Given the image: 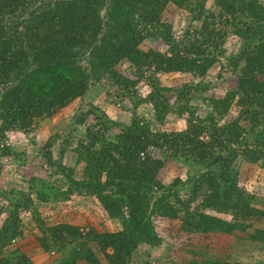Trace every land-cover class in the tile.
I'll return each mask as SVG.
<instances>
[{
	"label": "trees",
	"instance_id": "1",
	"mask_svg": "<svg viewBox=\"0 0 264 264\" xmlns=\"http://www.w3.org/2000/svg\"><path fill=\"white\" fill-rule=\"evenodd\" d=\"M208 1L0 0V169L1 158L18 157L6 145L9 132L28 134L100 82L116 102L128 100L132 114L129 124L109 119L96 106L76 114L74 125L89 115L93 120L75 145L69 146L72 132L57 159L51 142L39 153L50 171L48 179L31 177L26 191L0 190V219L5 215L0 264H35L14 247L26 237L21 214L30 211L40 249L55 256L49 264H132L136 255L141 258L137 264H231L222 255L151 262L148 250L141 248L161 246L155 222L165 220L179 222L186 236L218 242L251 229L248 240L264 245V229L251 222L264 220V207L254 205L257 191L239 186L235 166L240 159L253 170L264 167V0H212L216 12L207 8ZM169 4L188 14L179 36L162 19ZM229 35L239 38L240 49L227 57ZM144 41H161L167 50L144 51ZM224 56L238 72L236 88L207 99L203 117L192 105L193 93L205 89L203 82L180 88L160 83L158 75L167 73L202 79ZM123 61L134 77L117 70ZM140 83L150 88L145 96L138 92ZM143 103L152 107L154 120L138 116ZM233 107L236 116L226 120ZM170 114L184 116L185 129L151 128V122L163 124ZM67 148L74 155L73 167L62 163ZM167 160L203 171L189 182L177 177L166 185L160 173ZM73 195L94 197L121 229L89 227L82 233L69 223L47 226L38 205Z\"/></svg>",
	"mask_w": 264,
	"mask_h": 264
},
{
	"label": "rangeland",
	"instance_id": "2",
	"mask_svg": "<svg viewBox=\"0 0 264 264\" xmlns=\"http://www.w3.org/2000/svg\"><path fill=\"white\" fill-rule=\"evenodd\" d=\"M207 8L209 10L214 8L212 0L208 1ZM213 11L216 12L217 9L214 8ZM162 19L164 22L171 24L174 33L179 36L188 23V14L185 10L169 4L162 13ZM141 49L144 51L154 49L165 52L167 47L161 41H144ZM239 49V38L229 35L225 44L224 55L227 57L235 55ZM225 56L220 57L218 63L202 79H193L190 74L167 73L158 75L160 83L164 87L180 88L182 85L191 82L192 84L203 82L205 89H199L193 93L194 100L192 101V105L198 110V115L203 117L209 109L207 99L222 98L226 92L236 88L238 72L228 64ZM241 66L242 64L240 68ZM117 70L125 76L134 77V70L126 61L121 62L117 66ZM261 79L264 80V75ZM137 89L141 96H145L150 90L148 85L141 83ZM107 90L108 86L100 82L89 87L83 97L77 98L53 117L41 120L36 128L28 134L19 131L9 132L7 134L8 141L6 145L10 146L13 153L18 155V157L17 161L12 159V157L1 158L5 163H3L0 169V190L9 191L15 188L26 191V183L31 177H42L47 180L50 171L46 169L44 160L39 156L40 151L44 150L47 142H51V155L57 159L59 149L63 147L65 140L72 132H74V137L71 138L72 142L69 146L73 147L76 140L80 138L84 130L93 120V116L89 115L85 118L83 124L76 123L74 125L75 115L83 114L91 106H96L109 119L122 124H129L132 118L130 102L128 100L116 102L113 93L109 95L107 94ZM167 96L171 101L174 100L173 92L168 93ZM237 110V107H233L227 115L226 120H232L236 116ZM137 114L145 120H154L152 107L147 103H143L137 109ZM184 118V116L177 117L176 115L170 114L163 124H158L155 121L151 122V128L157 131H181L186 126ZM23 161L24 163H22ZM62 163L71 167L75 165L74 155L72 151H68V148L66 149ZM235 166L239 170V186L249 192L255 193L257 191L254 196V205L257 208H263L264 167L261 170H253L240 159L235 162ZM76 169L79 171L81 166H77ZM201 171L203 170L196 167H188L167 160L160 173V179L166 185L177 177L186 183ZM50 181L54 180L51 179ZM56 186L57 188H61V184H57ZM97 202L92 196L73 195L69 200L60 202L50 201L45 204H40L37 210L47 226L57 223H69L79 226L80 230H84L85 233L89 227H95L101 232L121 229V224L118 221L106 218L101 205ZM30 213L22 212L21 214L23 221L25 220L26 237L14 242V247H18L26 253L35 264H49L55 256H49L40 249L37 243L40 232L33 220L32 211ZM31 216L32 218H29ZM218 216L226 217L225 215ZM4 217L5 215L1 217L0 225ZM226 218L230 219V216ZM251 222L254 228L264 229L263 219L252 218ZM155 224L157 225L156 230L162 238L161 246L156 249L145 246L141 248V250H148L150 261L153 263H162L169 259H177L180 262L181 260L188 261L198 256L210 257V255H213L218 257L222 255V258L231 264H257L258 261L264 264V245L252 243L246 237L248 233H252L251 229L247 233L235 232L234 235L221 238V240L219 238L220 241L218 242L216 240L218 238L210 236H186L180 231V224L176 221L165 220L162 223L161 221H156ZM217 250L221 251L217 252ZM97 254L100 259L103 257L100 253ZM140 259L136 255L132 264L140 263Z\"/></svg>",
	"mask_w": 264,
	"mask_h": 264
},
{
	"label": "built area",
	"instance_id": "3",
	"mask_svg": "<svg viewBox=\"0 0 264 264\" xmlns=\"http://www.w3.org/2000/svg\"><path fill=\"white\" fill-rule=\"evenodd\" d=\"M81 232H82V233H85L84 230H82V229H81Z\"/></svg>",
	"mask_w": 264,
	"mask_h": 264
}]
</instances>
